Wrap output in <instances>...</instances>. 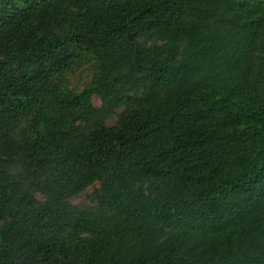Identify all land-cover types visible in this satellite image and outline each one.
Segmentation results:
<instances>
[{
	"label": "trees",
	"instance_id": "obj_1",
	"mask_svg": "<svg viewBox=\"0 0 264 264\" xmlns=\"http://www.w3.org/2000/svg\"><path fill=\"white\" fill-rule=\"evenodd\" d=\"M0 264H264V0H0Z\"/></svg>",
	"mask_w": 264,
	"mask_h": 264
},
{
	"label": "rangeland",
	"instance_id": "obj_2",
	"mask_svg": "<svg viewBox=\"0 0 264 264\" xmlns=\"http://www.w3.org/2000/svg\"><path fill=\"white\" fill-rule=\"evenodd\" d=\"M95 104H96L97 106H100V105H101V103H100L99 100H95ZM82 201H83V199H80V200L76 201L74 204H80V203H82Z\"/></svg>",
	"mask_w": 264,
	"mask_h": 264
}]
</instances>
